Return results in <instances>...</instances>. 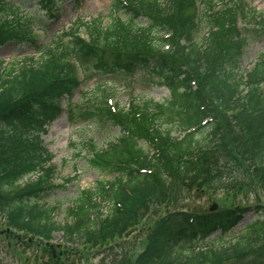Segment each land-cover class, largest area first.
Wrapping results in <instances>:
<instances>
[{
	"label": "trees",
	"instance_id": "obj_1",
	"mask_svg": "<svg viewBox=\"0 0 264 264\" xmlns=\"http://www.w3.org/2000/svg\"><path fill=\"white\" fill-rule=\"evenodd\" d=\"M62 1L68 0H38L46 22L58 20ZM196 1L112 0L107 16L74 23L43 42L34 28L52 26L41 22L42 15L0 0V49L13 45L39 55L28 61L26 54L3 70L0 61V210L6 222L35 237L62 232L65 239L97 242L124 231L154 201H177L191 181L205 179L236 194L264 187V55L249 71L239 66L246 39L264 34V19L252 28L256 12L244 0L207 1L209 29L198 41ZM136 70L167 85L171 99L125 108L103 91L78 108V117L97 118L121 135L94 149L91 159L113 180L80 191L61 226L53 220L61 208L48 204L62 187L48 166L45 127L60 113L61 101L94 75L120 78ZM241 203L213 213L170 212L148 229L144 251L118 264H264V203ZM249 213L255 219L234 243L176 250L215 232L226 235Z\"/></svg>",
	"mask_w": 264,
	"mask_h": 264
},
{
	"label": "rangeland",
	"instance_id": "obj_2",
	"mask_svg": "<svg viewBox=\"0 0 264 264\" xmlns=\"http://www.w3.org/2000/svg\"><path fill=\"white\" fill-rule=\"evenodd\" d=\"M14 1L6 0L7 3H23L22 9L29 16L39 17L42 15L41 22L44 21V25L48 29L49 26H52V30L34 28L36 35L42 41H48L49 37L53 35V31L65 30L71 23L76 22L79 26V22H88L99 14L107 16L112 4V0H80L81 6L75 9L74 1H62L56 4L60 19L50 23V20L46 22L48 18L44 17L45 12L41 9L38 0ZM207 1L214 0L196 1L200 28V33L197 35L198 41L207 35L209 29L210 15L205 14V10L209 6ZM244 1L249 9L256 12L255 18L251 19V27L255 28L257 23L264 19V0ZM107 20L108 17H106L105 22ZM242 22L244 24L243 20ZM82 30L84 31L81 28L80 34L84 36ZM263 53L264 34L261 36L250 35L239 65L240 70L247 71ZM26 54L13 45L2 47L0 49V61H3V64L2 69L1 66L0 69L3 70L8 65L20 63ZM38 57L39 55L29 54L28 61ZM158 81V78H150L142 70L120 78L113 75L95 76L85 82L74 94L69 103L72 109L69 111L64 109L62 105L63 111L55 120H51L47 132L42 138L44 145L53 155L52 162L48 164V166L53 165L55 171L53 182L61 186L62 189L48 197V204L61 208L59 214L57 213L53 218L61 226L66 222L64 219L65 209L74 199L79 197L80 191L93 188L99 181L113 180V175L106 176L103 174L92 164L91 159L94 149L107 147L109 143L121 135L117 127L102 123L97 118L86 121L80 116L78 117V108L88 105L89 99L95 100L97 96L102 95L103 91L109 95L112 104L119 102L120 106L125 108L133 99L140 102L144 100L168 102L170 91L167 87L159 85ZM35 178L33 176L31 179L34 180ZM207 183L208 181L205 179L204 181L187 183L189 189L177 201L169 199L154 201L141 215L136 216L133 219L134 223L130 224L124 231L114 235L111 239H100L97 242L65 239L62 232H55L48 239L31 236L21 231L11 220L7 219L6 222V215L0 210V264H118L127 259L132 262L148 244L151 234L148 229L154 228L155 221L170 212L184 210L190 213H203L210 210L213 204H216L217 208H223L238 202H242V205L264 203V187H260V185L251 188L250 191L247 190V193L242 191L236 194V192L229 191L225 187L209 186ZM254 219V213H250L232 232L224 236H220V233H214L209 238L201 239L195 245L181 243L176 247V250L179 253H186L194 246L199 247L207 244L218 247L219 245L230 244L234 237L243 233V227Z\"/></svg>",
	"mask_w": 264,
	"mask_h": 264
}]
</instances>
